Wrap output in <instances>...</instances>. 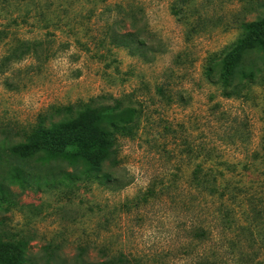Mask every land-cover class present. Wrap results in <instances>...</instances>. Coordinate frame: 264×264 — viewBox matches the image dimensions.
<instances>
[{"label":"rangeland","instance_id":"obj_1","mask_svg":"<svg viewBox=\"0 0 264 264\" xmlns=\"http://www.w3.org/2000/svg\"><path fill=\"white\" fill-rule=\"evenodd\" d=\"M263 17L264 0H0V142L87 106L138 124L106 178L22 186L1 165L0 234L39 264H82L79 247L95 264H264V73L233 96L216 82L242 23ZM221 202L238 219L224 234ZM199 227L213 242L198 246Z\"/></svg>","mask_w":264,"mask_h":264},{"label":"trees","instance_id":"obj_2","mask_svg":"<svg viewBox=\"0 0 264 264\" xmlns=\"http://www.w3.org/2000/svg\"><path fill=\"white\" fill-rule=\"evenodd\" d=\"M242 29L243 36L225 55L217 71L216 82L224 89L229 88L228 92L222 91L226 96L238 95L253 83L262 71L264 73V69L262 70L255 61L247 60L249 55L260 54L261 63L264 65V17L242 23ZM130 38V32L115 36V45L130 47V42L126 41ZM72 112L71 106H60L56 107L54 115H71ZM137 126L132 110L114 112L109 106H87L68 121H51L48 125L42 117L38 125L24 134L23 142H0V166L4 163L7 165L3 174L9 182L17 181L22 186L30 181L41 186L59 184L62 181L72 182L78 177L89 179L101 175L106 178L108 175L103 171L105 163L110 166L118 163L119 139L132 138ZM68 168L70 171L66 170ZM8 194V188L1 180L0 201L9 199ZM251 203L255 202L250 199L246 206ZM248 207L252 211L256 210V206ZM215 211L217 217L223 219L218 233L224 234L232 224L237 223L234 212L224 202H221ZM255 220L252 223L255 224ZM262 223L264 224V218ZM249 234L253 240H257L256 234ZM190 235L198 241V246H203L208 241L213 242L212 234L202 227ZM259 248L264 249V245ZM86 250V247H79L80 261L82 264H95L84 260ZM27 251L26 240H10L0 234V264H39L36 260L28 261ZM60 259L59 256L52 259L50 255L48 261L43 264H67L63 260L59 262ZM251 263L261 264L254 260ZM97 264H110V259H104ZM201 264L216 263L203 261Z\"/></svg>","mask_w":264,"mask_h":264}]
</instances>
